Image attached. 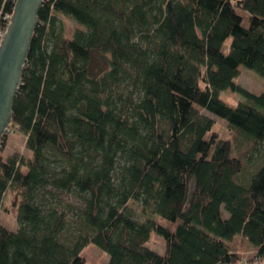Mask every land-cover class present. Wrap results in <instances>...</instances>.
<instances>
[{
	"label": "trees",
	"instance_id": "1",
	"mask_svg": "<svg viewBox=\"0 0 264 264\" xmlns=\"http://www.w3.org/2000/svg\"><path fill=\"white\" fill-rule=\"evenodd\" d=\"M241 67L264 79V0H43L9 126L30 156L0 155V212L10 195L18 224L0 223V264H85L90 244L107 264L263 263L264 158L244 175L195 109L264 150V93L235 84Z\"/></svg>",
	"mask_w": 264,
	"mask_h": 264
},
{
	"label": "rangeland",
	"instance_id": "2",
	"mask_svg": "<svg viewBox=\"0 0 264 264\" xmlns=\"http://www.w3.org/2000/svg\"><path fill=\"white\" fill-rule=\"evenodd\" d=\"M242 15H244V13ZM61 19L66 27L71 30L76 28L84 29L83 26L79 25L76 22H72L65 18ZM244 20H246L245 16ZM228 45L229 42L227 43V46ZM224 52H227V48L224 49ZM91 67L95 72H102L107 69L105 60L100 56H94ZM240 72V75L234 81L236 85L256 95L264 93L263 78H261L256 72L244 67H241ZM219 98L225 104L233 108H235L239 104V102L242 101V97L238 93L232 92L231 90L222 91L219 95ZM195 109L199 113L213 120V134L217 135L219 139L230 140L231 142H233V156H239L244 160V175H247L248 172L251 171L252 168H254V166L260 162L259 160H262L264 158V150H262L263 148H261L259 154H252L249 144L238 137L236 135L237 131L233 128H230L225 120L209 114L196 106ZM5 134L6 137L2 146V150L0 151V155L2 158H6L13 153H20L26 157L30 156V153L25 149V136L21 132H19L15 127H8ZM129 207H131L135 211L136 215L140 219L148 216V212L145 211L138 203L130 202ZM224 216L227 217L226 214H224ZM0 223L10 231L14 232L18 229V224L15 219V211L11 206L10 195H8L4 200L3 208L0 212ZM160 223L167 225V223L164 221H160ZM146 247L160 255L164 253L165 249L162 237H160L156 233L151 234L149 241L146 243ZM81 256L83 257L85 264H107L109 261V255L92 244L88 245L82 250ZM249 261H251V254L247 253L244 256L243 262L247 264L249 263Z\"/></svg>",
	"mask_w": 264,
	"mask_h": 264
},
{
	"label": "water",
	"instance_id": "3",
	"mask_svg": "<svg viewBox=\"0 0 264 264\" xmlns=\"http://www.w3.org/2000/svg\"><path fill=\"white\" fill-rule=\"evenodd\" d=\"M42 2L16 0L6 32L0 40V141L11 124L13 100L21 82Z\"/></svg>",
	"mask_w": 264,
	"mask_h": 264
},
{
	"label": "built area",
	"instance_id": "4",
	"mask_svg": "<svg viewBox=\"0 0 264 264\" xmlns=\"http://www.w3.org/2000/svg\"><path fill=\"white\" fill-rule=\"evenodd\" d=\"M11 16H6L4 19L8 21L7 26L9 24ZM7 27L4 29V31H0V40L3 37L4 33L6 32ZM245 264V263H244Z\"/></svg>",
	"mask_w": 264,
	"mask_h": 264
},
{
	"label": "crops",
	"instance_id": "5",
	"mask_svg": "<svg viewBox=\"0 0 264 264\" xmlns=\"http://www.w3.org/2000/svg\"><path fill=\"white\" fill-rule=\"evenodd\" d=\"M245 16H246V19H248V15H247V14H245Z\"/></svg>",
	"mask_w": 264,
	"mask_h": 264
}]
</instances>
